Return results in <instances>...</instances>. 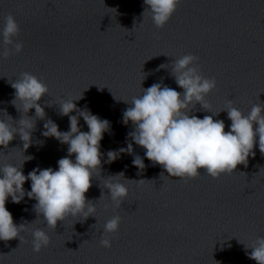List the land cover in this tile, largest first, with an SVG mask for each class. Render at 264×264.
<instances>
[{"label": "water", "instance_id": "1", "mask_svg": "<svg viewBox=\"0 0 264 264\" xmlns=\"http://www.w3.org/2000/svg\"><path fill=\"white\" fill-rule=\"evenodd\" d=\"M146 7L143 0H0V30L11 14L20 28L13 39L23 45L19 53L13 49L4 56L12 46L0 37V118L6 113L14 121L21 118L11 103L15 90L10 82L22 73L36 76L49 89L39 101L45 118L34 117V109L28 113L36 126L24 153L33 157L24 163V174L37 167L56 169L58 160L68 155L67 144L42 135L48 119L61 132L69 130L68 116L59 112L61 98L82 96L74 101L78 108L86 106L110 122L100 142L101 168L85 193L95 205L96 218L69 216L49 228L37 218L35 200L26 196L17 204L9 198L6 208L14 223L26 227L20 240L0 241V264H257L245 245L264 237V154L258 146L247 167L237 165L218 178L202 169L194 178L170 177L144 157L146 150L129 136L131 122L125 125L122 118L142 88L161 83L182 92L172 67L187 54L199 58L201 75L217 82L205 97L207 108L193 106L199 118L221 111L214 119L224 120L227 131L231 121L222 110L229 100L244 114L264 103V0H180L162 28L154 25L150 13L143 16ZM78 127L88 131L82 117ZM128 143L133 155L144 158L143 170L132 165L133 155L127 153L105 162L109 150ZM21 149L16 135L7 148H0V165L19 166ZM121 172L124 176L110 177ZM110 180L128 188L118 207L104 188ZM30 183L25 182L26 190ZM115 215L121 217L119 229L104 234L111 241L105 248L100 244L103 225ZM38 228L50 243L37 253L31 241Z\"/></svg>", "mask_w": 264, "mask_h": 264}, {"label": "clouds", "instance_id": "2", "mask_svg": "<svg viewBox=\"0 0 264 264\" xmlns=\"http://www.w3.org/2000/svg\"><path fill=\"white\" fill-rule=\"evenodd\" d=\"M143 3L147 6L143 16L146 12L150 13L154 25L162 28L176 11L180 0H143ZM19 31L15 17L11 14L5 17L0 37L3 44L11 45L12 49L6 48L4 56L13 49L16 53L22 50L23 45L13 39ZM198 59L195 55L187 54L173 63L172 75L182 92L154 83L142 88V93L129 103L131 107L123 112V123L127 125L131 122L134 129L129 133L131 140L146 150L145 158L153 164L161 165L170 177L194 178L202 169L212 178H218L222 174L234 172L237 165L247 167L249 157L255 156L254 147L258 146L259 151L264 154V103L254 104L244 114L229 100L225 110H222L227 112L231 121L227 131L224 120L214 119L221 111L203 118L193 114L192 108L197 103L202 108H207L205 97L217 84L215 78H205L200 74ZM10 83L15 90L11 103L22 115L19 120L14 121L3 112L6 116L0 118V148H7L15 136L19 135L23 142L21 150L24 159L19 166L12 163L0 165V241L16 238L20 240V232L26 227L25 224L14 223L12 214L6 208L9 198L17 204L26 196L35 200L33 209L37 218H42L49 228H56L58 221L64 222L69 216L82 218V221L89 217L96 218L95 205L85 193L92 186L96 169L101 168L103 154L100 142L104 133L109 131L110 122L92 114L86 106L78 108L74 101H79L82 96L78 99L61 98L58 101L59 112L68 116L69 130L61 132L58 125L48 119L42 135L67 144L68 155L58 160L56 169L37 167L25 175L23 165L33 159L24 154L32 144V132L36 126L33 118H45L44 107L39 101L49 89L42 80L28 72L22 73ZM32 109L35 110V116L29 117L28 113ZM73 112L76 114L70 115ZM81 117L87 125L86 132L78 127ZM122 153L133 155L132 144L128 143L126 148L109 150L105 162H114ZM73 155L74 159L71 158ZM132 165L143 170L144 158L133 155ZM121 175L124 176V173L110 177ZM26 181L31 182L30 191L24 188ZM104 188L117 207L128 194V188L122 182L110 180L105 183ZM120 222L121 217L115 215L104 223L101 246L111 247V241L103 238L104 234L118 231ZM32 237L34 252H40L42 247H47L50 243V238L43 229L34 230ZM245 248L251 249V252H246L249 259L255 260L257 264H264V237H258L251 246L245 245Z\"/></svg>", "mask_w": 264, "mask_h": 264}]
</instances>
